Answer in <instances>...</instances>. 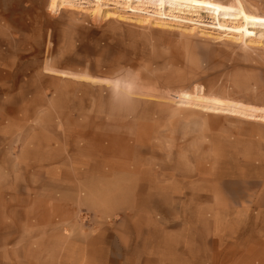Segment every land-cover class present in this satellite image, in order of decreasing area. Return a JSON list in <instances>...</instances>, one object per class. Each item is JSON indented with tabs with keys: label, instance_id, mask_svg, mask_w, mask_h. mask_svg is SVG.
I'll use <instances>...</instances> for the list:
<instances>
[{
	"label": "rangeland",
	"instance_id": "374dc122",
	"mask_svg": "<svg viewBox=\"0 0 264 264\" xmlns=\"http://www.w3.org/2000/svg\"><path fill=\"white\" fill-rule=\"evenodd\" d=\"M49 5L0 0V264H264V26Z\"/></svg>",
	"mask_w": 264,
	"mask_h": 264
},
{
	"label": "bare ground",
	"instance_id": "6f19581e",
	"mask_svg": "<svg viewBox=\"0 0 264 264\" xmlns=\"http://www.w3.org/2000/svg\"><path fill=\"white\" fill-rule=\"evenodd\" d=\"M8 0H3V6H6ZM91 1H94L96 4V8L90 12V10L85 9L82 4H90ZM110 0H50V9H54L55 7H69L70 9L79 10L82 12L90 13L92 16H97L103 13L104 5L108 4ZM115 1V0H112ZM123 3L126 4L127 9H131L135 11V13L148 14L150 17H166L165 19H172L176 24H184V21H188L195 25V28H199L198 24H201V16L199 14L200 11L211 12L212 14L217 16V26L220 28H229L232 31L242 32V38L249 34L247 30V26H256L261 25L264 26V16H258L253 14L252 12L246 11L241 5H223L219 2H214L212 0H122ZM66 3V4H65ZM136 4V5H135ZM168 5L171 9L166 12L165 6ZM15 8V7H14ZM147 8H153V11H148ZM12 10V7H7L3 10V14H1L0 22L6 19V17H11V15L6 14ZM16 10H14L15 12ZM173 11H176L175 13ZM234 11V12H232ZM186 13L192 17H197L198 19L187 18ZM197 14V15H194ZM220 17L222 19H220ZM225 18H231L229 20L232 21L233 24L231 26L223 23L225 22ZM170 20V21H172ZM222 20V21H221ZM140 21V20H138ZM148 22V19L141 20L140 22L145 23ZM239 21H243V23H239ZM161 25V24H157ZM166 24H162L163 27ZM171 27V26H168ZM4 31L6 32L4 35H11L9 32V28L3 26ZM194 29V28H193ZM8 31V32H7ZM48 69H53V65ZM56 71V70H55Z\"/></svg>",
	"mask_w": 264,
	"mask_h": 264
}]
</instances>
